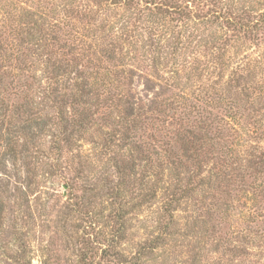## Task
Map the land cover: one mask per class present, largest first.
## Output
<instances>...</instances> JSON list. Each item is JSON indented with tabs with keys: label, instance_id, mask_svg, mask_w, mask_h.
I'll list each match as a JSON object with an SVG mask.
<instances>
[{
	"label": "trees",
	"instance_id": "16d2710c",
	"mask_svg": "<svg viewBox=\"0 0 264 264\" xmlns=\"http://www.w3.org/2000/svg\"><path fill=\"white\" fill-rule=\"evenodd\" d=\"M9 14L0 237L22 245L8 219L39 202L48 174L64 180L50 197L54 229L78 220L73 229L93 232L76 264H146L170 250L183 264H264V82L250 57L230 67L235 47L264 43V7L53 0L48 13ZM137 78L152 95L136 93ZM155 207L151 233L128 253L133 222Z\"/></svg>",
	"mask_w": 264,
	"mask_h": 264
},
{
	"label": "rangeland",
	"instance_id": "374dc122",
	"mask_svg": "<svg viewBox=\"0 0 264 264\" xmlns=\"http://www.w3.org/2000/svg\"><path fill=\"white\" fill-rule=\"evenodd\" d=\"M222 1L223 4L228 5L234 3L238 10L257 11L264 7V0ZM52 4L53 0H0V21L8 17V15L11 16L9 13H16L17 17L21 19L25 15V10L29 8L32 12L37 14L48 13ZM55 4L57 7H61L62 3L61 1H57ZM57 13L58 15L61 14V8L57 9ZM231 56L232 64L230 67L232 70L235 69L244 58L250 57L251 68L254 70L255 74L258 75L257 79H263L264 82V43L259 46H254L250 43L242 47L237 46L232 50ZM134 90L141 97L152 95L148 93L145 81L141 78L135 80ZM157 90L158 87L155 91ZM175 93L177 92L174 91L171 95ZM8 169H11L9 165ZM38 182L40 186H43L41 197H39V202L37 203L32 201L29 210L30 213L26 211L17 219H13L14 216H9V222L18 220V229L20 230L17 231V227L14 228L17 231L15 236L22 238V245L18 247L14 246L15 241L8 238L11 237L8 233L0 237V246L3 244L4 247L10 243L8 249L11 250L8 253L5 252V254H2V250L0 251V264H76L75 255L77 248H79L78 241L81 236L84 235L86 238L90 237L91 240H94L91 229L87 228L85 231L73 229V226L78 225V220L72 223V225L70 224L72 228L67 231H58L54 229L55 221L61 213H59V208L54 206L55 202L50 201V197L54 195L56 196L55 198H58V196L63 195L64 180L47 174L40 179L38 178ZM65 201L66 200H63V202ZM156 211L157 207L152 210L151 214L145 215L144 219L141 218L138 222H133L135 229L130 236L128 244L124 248L128 253H134L137 242L146 238L151 233V227L157 217ZM9 233H11V231ZM65 233L69 237H66ZM180 253V250H177L176 253H174L173 250H170L166 254L159 253L152 256L151 260L146 264H183L186 259L178 256Z\"/></svg>",
	"mask_w": 264,
	"mask_h": 264
}]
</instances>
